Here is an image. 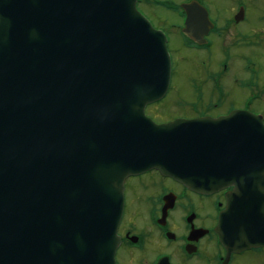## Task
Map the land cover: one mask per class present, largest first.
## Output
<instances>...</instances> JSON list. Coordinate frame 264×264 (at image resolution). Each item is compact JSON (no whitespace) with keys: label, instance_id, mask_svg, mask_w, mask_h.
<instances>
[{"label":"water","instance_id":"water-1","mask_svg":"<svg viewBox=\"0 0 264 264\" xmlns=\"http://www.w3.org/2000/svg\"><path fill=\"white\" fill-rule=\"evenodd\" d=\"M136 1L0 0V264H114L123 183L149 170L264 193L259 117L145 115L171 64Z\"/></svg>","mask_w":264,"mask_h":264},{"label":"flooded vegetation","instance_id":"flooded-vegetation-1","mask_svg":"<svg viewBox=\"0 0 264 264\" xmlns=\"http://www.w3.org/2000/svg\"><path fill=\"white\" fill-rule=\"evenodd\" d=\"M137 8L170 54L186 55L188 119L245 110L264 129V0H137ZM236 187L199 192L156 171L129 177L115 264H264V193L252 181L238 195Z\"/></svg>","mask_w":264,"mask_h":264},{"label":"rangeland","instance_id":"rangeland-1","mask_svg":"<svg viewBox=\"0 0 264 264\" xmlns=\"http://www.w3.org/2000/svg\"><path fill=\"white\" fill-rule=\"evenodd\" d=\"M148 12L153 16L157 24L162 25L163 18L151 13L150 10ZM173 48L179 49L176 48L175 44H173ZM176 51H172L171 55L172 74L166 96L145 110L146 115L155 122L170 121L175 118H188L192 112L191 104L194 103V95L191 94V90L187 85L188 70L186 55L180 49ZM239 64L241 66L242 62L239 61ZM263 75L264 73L262 74V78L264 77ZM259 108H262V106Z\"/></svg>","mask_w":264,"mask_h":264}]
</instances>
